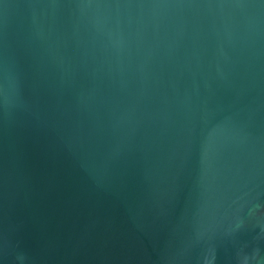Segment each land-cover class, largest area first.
<instances>
[{
	"label": "water",
	"instance_id": "95a60500",
	"mask_svg": "<svg viewBox=\"0 0 264 264\" xmlns=\"http://www.w3.org/2000/svg\"><path fill=\"white\" fill-rule=\"evenodd\" d=\"M0 264H264V0H0Z\"/></svg>",
	"mask_w": 264,
	"mask_h": 264
}]
</instances>
